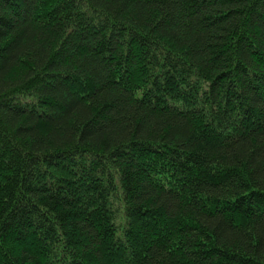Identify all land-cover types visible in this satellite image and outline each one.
Listing matches in <instances>:
<instances>
[{
  "label": "trees",
  "instance_id": "1",
  "mask_svg": "<svg viewBox=\"0 0 264 264\" xmlns=\"http://www.w3.org/2000/svg\"><path fill=\"white\" fill-rule=\"evenodd\" d=\"M0 264H264V0H0Z\"/></svg>",
  "mask_w": 264,
  "mask_h": 264
}]
</instances>
